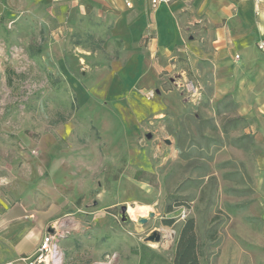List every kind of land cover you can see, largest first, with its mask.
I'll list each match as a JSON object with an SVG mask.
<instances>
[{
  "label": "rangeland",
  "instance_id": "1",
  "mask_svg": "<svg viewBox=\"0 0 264 264\" xmlns=\"http://www.w3.org/2000/svg\"><path fill=\"white\" fill-rule=\"evenodd\" d=\"M16 12L0 14V192L47 211L63 264H146L144 245L160 255L148 264H173L189 218L201 264H264L254 160L264 109L250 108L248 119L233 97L212 101L208 60L200 75L164 71L148 88L108 98L97 45L46 27L34 39L32 13ZM122 205L154 216L140 223L126 210L122 220ZM155 232L159 240H146Z\"/></svg>",
  "mask_w": 264,
  "mask_h": 264
},
{
  "label": "crops",
  "instance_id": "2",
  "mask_svg": "<svg viewBox=\"0 0 264 264\" xmlns=\"http://www.w3.org/2000/svg\"><path fill=\"white\" fill-rule=\"evenodd\" d=\"M41 1L0 0V14L18 16L17 8L32 13L34 39L46 27L49 32L63 29L73 40L78 37L75 42L97 45V56L110 69L108 98L117 100L136 85L148 88L164 71L181 74L179 80L185 78V69L200 75L199 62L208 60L212 101L229 95L237 101L239 114L248 119L250 108L264 109V50L257 46L264 43V0L259 4L255 0H174L154 7L150 0H132L131 6L125 0ZM77 29L79 36L73 37ZM191 31L202 33L200 39H192ZM52 139L46 135L41 144ZM256 139L263 141L264 131ZM254 160L264 189V148ZM262 204L260 239L264 240V198ZM48 221L47 211L32 210L0 192V263L27 264L43 235L51 232Z\"/></svg>",
  "mask_w": 264,
  "mask_h": 264
},
{
  "label": "trees",
  "instance_id": "3",
  "mask_svg": "<svg viewBox=\"0 0 264 264\" xmlns=\"http://www.w3.org/2000/svg\"><path fill=\"white\" fill-rule=\"evenodd\" d=\"M147 251L150 253L147 257ZM153 257H160L154 249L143 246L140 263L147 258L150 263ZM201 250L195 232V223L192 218L187 219L181 226L175 240L172 263L173 264H201Z\"/></svg>",
  "mask_w": 264,
  "mask_h": 264
},
{
  "label": "built area",
  "instance_id": "4",
  "mask_svg": "<svg viewBox=\"0 0 264 264\" xmlns=\"http://www.w3.org/2000/svg\"><path fill=\"white\" fill-rule=\"evenodd\" d=\"M174 0H150L151 6H157L161 3L168 4ZM261 0H255L257 4ZM132 0H125L127 6H131ZM259 47L264 50V45L259 44ZM238 57V55H236ZM190 89L194 92L198 91L197 87H193L190 82ZM0 264H13L11 262H4ZM27 264H63L62 253L57 244L56 234L47 232L43 235L38 247L36 248L33 255L28 259Z\"/></svg>",
  "mask_w": 264,
  "mask_h": 264
},
{
  "label": "bare ground",
  "instance_id": "5",
  "mask_svg": "<svg viewBox=\"0 0 264 264\" xmlns=\"http://www.w3.org/2000/svg\"><path fill=\"white\" fill-rule=\"evenodd\" d=\"M150 208L146 205H139L135 207H128L127 212L133 220H137L139 217L145 216Z\"/></svg>",
  "mask_w": 264,
  "mask_h": 264
},
{
  "label": "water",
  "instance_id": "6",
  "mask_svg": "<svg viewBox=\"0 0 264 264\" xmlns=\"http://www.w3.org/2000/svg\"><path fill=\"white\" fill-rule=\"evenodd\" d=\"M120 209H121V219L124 220L125 219V212L127 210V206L122 205L120 207ZM148 216L153 217L154 213L152 211H150V212H148ZM137 220L140 223H145L147 221V218L146 217H139ZM154 239L159 240V234H157L156 232L153 235L149 236L146 240H154Z\"/></svg>",
  "mask_w": 264,
  "mask_h": 264
}]
</instances>
